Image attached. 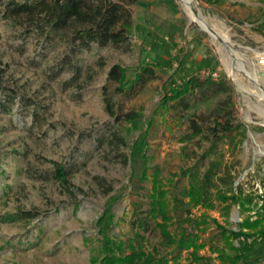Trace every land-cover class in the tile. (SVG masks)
<instances>
[{
	"label": "rangeland",
	"instance_id": "obj_1",
	"mask_svg": "<svg viewBox=\"0 0 264 264\" xmlns=\"http://www.w3.org/2000/svg\"><path fill=\"white\" fill-rule=\"evenodd\" d=\"M190 5L214 34L201 30L181 0H138L130 7L127 43L92 45L72 56L64 42L22 38L0 16V264H106L105 250L113 242L124 243L123 255L131 244L167 264H190V250L164 244L148 194L155 178L171 200L187 185L185 175L205 167L208 161L199 158L209 143L191 136L189 126L209 124L215 102L227 94L239 128L217 152L222 165L232 166L235 185L254 197L256 208L261 205L264 63L258 60L264 59V0ZM236 62L241 70H233ZM113 66L125 72L121 86L108 80ZM207 73L216 74L214 83L224 81L228 92L201 105L194 91L183 101L187 110L169 100L170 90L189 76L204 80ZM104 98L113 115L105 111ZM130 114L135 120L127 122ZM54 164L66 170L65 183L54 179ZM214 204L213 210H191L197 222L207 221L199 229L181 224L185 233L198 232L204 244L197 252L205 259L200 264H227L218 251L231 252L216 225L237 232L238 223L246 215L253 220L256 211L230 206L223 216V205ZM246 248L249 261L264 264V232Z\"/></svg>",
	"mask_w": 264,
	"mask_h": 264
},
{
	"label": "trees",
	"instance_id": "obj_2",
	"mask_svg": "<svg viewBox=\"0 0 264 264\" xmlns=\"http://www.w3.org/2000/svg\"><path fill=\"white\" fill-rule=\"evenodd\" d=\"M138 0H4L0 2V16L12 27L21 30V37H33L37 42L50 44L52 42H64L72 55L79 50H89L92 45L99 47L119 46L127 43L132 26L131 5ZM140 75H137L138 78ZM125 79V72L118 66H113L108 72V80H114L121 86ZM225 82L214 83L211 78L200 80L195 76H189L186 81L180 83L169 92V100L172 103L184 104V99L192 92H198L197 103L201 105L212 104L216 97L228 92ZM105 111L113 115L111 104L104 98ZM215 108L211 111V122H191L190 135L199 137L209 143L208 148L202 153L199 161H208L202 170L190 171L186 176L187 185L178 195L172 194L168 198L169 191L163 190L160 183L153 178L152 187L148 197L150 199V214H157L160 222L156 229L161 235L164 244L174 247L179 251L190 250L191 263L200 264L205 259L197 256V252L204 247L198 243V232L185 233L181 224H190L199 229L205 225V219L196 221L191 210L201 208L204 211L215 209V202L223 205L221 214L227 215L230 206H237L240 213L252 212L256 203L251 194H244L235 185V176L232 166L222 165L223 154L217 152L218 145L233 133L239 126L232 123V100L229 94L222 100L215 102ZM188 109L187 104L183 105ZM135 120L133 114L126 115V121ZM151 127V122L146 124L143 139ZM144 140L134 144L139 148ZM142 143V144H141ZM214 156L213 160L210 157ZM155 176V174H152ZM53 177L60 183L67 181V173L63 166L54 164ZM261 205L256 208L254 218L246 215L238 223V231H227L217 226L224 247L231 253L218 251L219 258L227 264H254L249 261L245 250L247 243L254 244L264 232V194L259 196ZM202 217V215H200ZM174 221L176 231L169 230L170 222ZM215 223V220H211ZM139 225L142 223L139 221ZM233 240H238L239 247L233 246ZM109 245V246H108ZM106 247V264H167L164 259H157L154 252H145L141 247L129 244L130 253L123 255L124 243H110ZM190 263V264H191ZM172 264H177L173 259Z\"/></svg>",
	"mask_w": 264,
	"mask_h": 264
},
{
	"label": "bare ground",
	"instance_id": "obj_3",
	"mask_svg": "<svg viewBox=\"0 0 264 264\" xmlns=\"http://www.w3.org/2000/svg\"><path fill=\"white\" fill-rule=\"evenodd\" d=\"M181 4H182L184 10L187 12V14H188L189 16H191L192 12H191L190 9L188 8V5H190V0H181ZM199 24H200V26H202L203 29H205V25H204L202 22H199ZM223 40H224V39H223ZM224 45H225V48H226L227 51L232 52L231 47L228 45L227 42H225ZM233 54H234V53H233ZM230 60H231V59H230ZM236 63H237V62H236ZM229 64H230V63H229ZM233 65H234V64H233ZM241 69H242V68H241L240 66H238V63L235 64V66L233 67V70H234V71H236V70H241ZM244 72H245V71H244ZM245 74H247L249 77H251V78L253 79V77H252L250 74H248L247 72H246ZM248 76H247V77H248Z\"/></svg>",
	"mask_w": 264,
	"mask_h": 264
},
{
	"label": "water",
	"instance_id": "obj_4",
	"mask_svg": "<svg viewBox=\"0 0 264 264\" xmlns=\"http://www.w3.org/2000/svg\"><path fill=\"white\" fill-rule=\"evenodd\" d=\"M188 8L190 9V11L192 12V14L198 19V20H200L204 25H205V29H201V27H199L202 31H204L205 33H207V34H214V32L210 29V28H208V26L205 24V22L202 20V19H200L199 17H198V15L194 12V10L192 9V7H191V5H188ZM218 40L221 42V40L218 38Z\"/></svg>",
	"mask_w": 264,
	"mask_h": 264
},
{
	"label": "built area",
	"instance_id": "obj_5",
	"mask_svg": "<svg viewBox=\"0 0 264 264\" xmlns=\"http://www.w3.org/2000/svg\"><path fill=\"white\" fill-rule=\"evenodd\" d=\"M263 63H264V59H259L258 60V64H263ZM206 75H207V77H210L211 79L216 77L215 73H207Z\"/></svg>",
	"mask_w": 264,
	"mask_h": 264
}]
</instances>
